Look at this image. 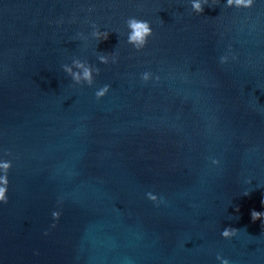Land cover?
<instances>
[{"label":"water","instance_id":"obj_1","mask_svg":"<svg viewBox=\"0 0 264 264\" xmlns=\"http://www.w3.org/2000/svg\"><path fill=\"white\" fill-rule=\"evenodd\" d=\"M223 3L196 15L187 0H0V154L13 164L0 264H264L251 219L264 212V0ZM130 16L153 27L139 52ZM93 23L111 31L97 46L77 39ZM73 57L100 68L92 87L63 72ZM229 226L240 232L225 240Z\"/></svg>","mask_w":264,"mask_h":264},{"label":"clouds","instance_id":"obj_2","mask_svg":"<svg viewBox=\"0 0 264 264\" xmlns=\"http://www.w3.org/2000/svg\"><path fill=\"white\" fill-rule=\"evenodd\" d=\"M187 3L190 6L191 12L196 15H201L204 12L205 6L212 8L219 4H221V0H187ZM256 4V0H224L223 6L228 9H252ZM161 22H163L161 20ZM126 24V43L132 46L137 52L143 50L149 42V39L153 36V27L150 21L140 19L136 16H130L125 21ZM91 32L89 35H85L84 33H78L77 39L82 41H88L91 39L96 42V46L102 42L107 41L109 39L110 32L108 29L93 23L91 25ZM96 59L99 64L109 65L116 64L118 62V54L113 51L110 53H96ZM235 57L229 54L221 55L219 57V63L221 65L228 64L230 60H234ZM62 70L66 73L72 80L75 85H87L88 87H92L95 84V78L100 74V68L97 65L91 64L86 59H81L79 57H73L70 63H65L62 66ZM140 79L148 83L155 79L156 81L160 80L158 75H154L151 71H144L140 74ZM111 90V85L105 84L102 87H99L95 91V97L99 100L104 98ZM11 156L10 152H4L0 154V205L7 204L9 201V172L12 169V160L7 159L6 157ZM211 163L213 165L219 166V159H211ZM252 181L249 180L248 183ZM250 191H245L243 194L245 196L249 195ZM146 198L152 203L159 206L163 201L161 196L158 194L148 191L146 194ZM262 205H264V200L261 201ZM238 212L239 209L237 208ZM61 217V211L59 209H54L51 212V218L54 222L59 221ZM251 219L253 222L259 220L261 222V226L264 227V212L252 210L251 211ZM56 224L53 223L52 227H55ZM239 230L233 227H225L220 235L225 240H232L233 238L239 235ZM44 235H48L47 232ZM38 254V253H36ZM216 260L219 264H231L230 259L226 258L221 254L216 255Z\"/></svg>","mask_w":264,"mask_h":264}]
</instances>
